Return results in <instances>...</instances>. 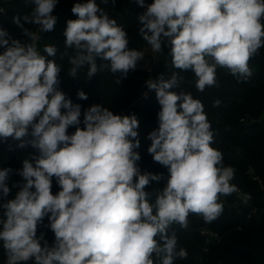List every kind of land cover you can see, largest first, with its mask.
<instances>
[{"label": "clouds", "instance_id": "9594fccd", "mask_svg": "<svg viewBox=\"0 0 264 264\" xmlns=\"http://www.w3.org/2000/svg\"><path fill=\"white\" fill-rule=\"evenodd\" d=\"M31 2L34 8L23 16L24 23L20 17L13 22L32 43L0 27V140L11 138L24 147V138L31 136L29 143L39 153L34 163L23 161L19 175L25 183L0 204L6 217L0 218L5 264H154V254L160 264H174L177 257L187 258L185 249L176 251L170 226L186 228L190 213L211 223L223 212L220 197L239 191L231 183L235 170L224 166L222 154L211 147L213 132L202 103L172 90L175 73L167 80L146 81L161 106L148 152L169 173L150 203L145 189L163 175L141 174L137 166V117L94 104L84 111V127H79L81 105L58 89L61 67L40 54L39 37L24 27L53 31L59 0ZM136 2L144 6V0ZM71 11L78 18L68 20L64 31L66 48L76 51L70 76L85 66L89 79L105 68L122 76L135 70L143 53L129 49L126 31L96 0L75 3ZM138 19L139 32L154 52L161 51L162 37L170 38L173 66L194 72L198 91L216 85L218 66L233 76H251L249 61L264 47V0H153ZM56 51L44 48L47 57ZM97 59L108 63L98 66ZM77 95L88 98L83 91ZM70 126H76L72 134ZM12 171L0 169V198L10 194ZM53 178L60 188L55 195ZM45 216L55 236L52 246L37 236Z\"/></svg>", "mask_w": 264, "mask_h": 264}, {"label": "trees", "instance_id": "16d2710c", "mask_svg": "<svg viewBox=\"0 0 264 264\" xmlns=\"http://www.w3.org/2000/svg\"><path fill=\"white\" fill-rule=\"evenodd\" d=\"M78 2L86 3L87 0H59L52 13L58 18L57 24L51 32H42L34 24L25 23L24 27L34 34L39 33L36 46L40 54L61 67L58 89L73 103L81 105L79 127H84V111L94 104L102 105L114 114H134L137 117L139 147L134 149L140 156V160L136 162L137 166L141 174L163 175L159 182L153 181L145 189L149 193V202L154 204L166 186L169 175L168 169L155 162L148 152L152 143L149 134L159 128L158 113L161 106L155 91H151L146 98H139L147 88V73L143 68L136 67L126 76L119 72L112 73L105 68L89 79L85 66L78 71L76 77L69 75V69L72 67L69 61L76 51L74 48H66L64 31L68 20L78 18L71 11L73 5ZM152 2L153 0H144V6H141L136 0H115L114 3L113 0H107V3L104 0H96L109 18L114 19L117 25L126 31L129 49H139L143 44H148L139 32L142 25L138 17ZM0 5L3 6V11H0V27L7 30L13 38L25 44L32 43L13 22L14 17H20L21 23H24L23 16L29 15L34 8L31 0H1ZM45 46H54L57 49L55 56L47 57ZM170 49L168 38L162 42L161 51L157 53L154 80L161 77L167 80L175 73L177 87L172 90L191 94L202 103L213 132L211 147L222 154L224 166H231L235 170L231 183L239 189L230 196L220 197L223 212L211 223H206L200 215L190 213L186 228L176 223L170 226L169 234L174 232L177 237L176 251L183 248L188 253L185 259L177 257L174 264H264V47L249 61L251 76H233L227 68L218 66L216 85L206 87L203 91L196 88L197 77L194 72L182 71L173 66ZM3 51L4 49L0 48V53ZM208 59L212 62L211 58ZM107 63L97 59L98 66ZM80 91L86 93V100L78 98ZM75 130L76 126H70L68 134L74 133ZM31 139V136L24 138V147L19 146L20 141L11 138L7 141L0 140V169L13 170L7 181L10 194L6 198H0V204L14 198L20 186L25 183L19 175L23 161L27 159L34 163L33 158L39 155L29 143ZM51 191L54 195L60 191L55 178ZM244 194L248 195L247 201L242 197ZM4 211L5 209L0 207V218H6L3 217ZM49 225V218L45 216L38 225L37 236H43L41 244L47 241L51 246L55 236ZM156 239L159 241V237ZM153 259L154 264H160L161 257L154 254ZM5 262L3 242L0 241V264ZM27 264H34V261H28Z\"/></svg>", "mask_w": 264, "mask_h": 264}, {"label": "built area", "instance_id": "2783aa9c", "mask_svg": "<svg viewBox=\"0 0 264 264\" xmlns=\"http://www.w3.org/2000/svg\"><path fill=\"white\" fill-rule=\"evenodd\" d=\"M3 1H5V0H3ZM0 11H3V6L2 5H0ZM162 42H163V38H162ZM145 46H147L148 55H149V58H150V62H149L148 68L147 67H144V69H145V71L147 73L146 80L147 81L149 79L154 80L155 75H153V73H154V69H155V66H156L157 61H158V55H157L158 52H154L152 50L151 45H149V44H145ZM145 93H147V95H149L151 93V91L148 88H146L145 90H143V93L139 96V98L145 96ZM122 114H123V112H122ZM242 197L244 198V201H247V198H248V195L247 194L242 195ZM53 243H54V241H53ZM52 244H51V246H52Z\"/></svg>", "mask_w": 264, "mask_h": 264}, {"label": "rangeland", "instance_id": "374dc122", "mask_svg": "<svg viewBox=\"0 0 264 264\" xmlns=\"http://www.w3.org/2000/svg\"><path fill=\"white\" fill-rule=\"evenodd\" d=\"M36 35L39 36V33L37 34V32H36ZM35 43H37V41ZM145 44H143L139 49H135L137 51H140L142 49L140 52L143 53V58L137 61V64H136L137 68L138 67L143 68V69H144V67L148 68V65H149V62H150V58H148L149 57L148 49H147V46H145ZM37 50L39 51L38 48H37Z\"/></svg>", "mask_w": 264, "mask_h": 264}, {"label": "crops", "instance_id": "0c3cea01", "mask_svg": "<svg viewBox=\"0 0 264 264\" xmlns=\"http://www.w3.org/2000/svg\"><path fill=\"white\" fill-rule=\"evenodd\" d=\"M164 39L167 40L168 38H166V37L164 38V37H163V41H165ZM141 50H142V49H141ZM141 50H140V51H141ZM148 58H149V57H148Z\"/></svg>", "mask_w": 264, "mask_h": 264}]
</instances>
